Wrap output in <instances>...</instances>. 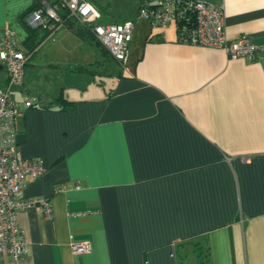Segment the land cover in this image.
Here are the masks:
<instances>
[{"label": "crops", "instance_id": "1", "mask_svg": "<svg viewBox=\"0 0 264 264\" xmlns=\"http://www.w3.org/2000/svg\"><path fill=\"white\" fill-rule=\"evenodd\" d=\"M201 1L222 5L226 37L247 36L260 54L229 59L179 42L174 23L151 27L132 0L118 18L99 8L106 21L134 22L124 62L103 45L87 56L94 43L66 26L54 32L70 75L59 57L35 58L46 39L29 57L12 92L16 141L45 172L22 194L48 198L53 213H17L27 252L3 264H264V0ZM34 5L0 0V36L8 30L24 52ZM88 71L103 78L68 92L73 73Z\"/></svg>", "mask_w": 264, "mask_h": 264}, {"label": "built area", "instance_id": "2", "mask_svg": "<svg viewBox=\"0 0 264 264\" xmlns=\"http://www.w3.org/2000/svg\"><path fill=\"white\" fill-rule=\"evenodd\" d=\"M137 17L146 19L153 28L164 29L174 23L179 42L222 48L229 59L257 57L261 52L247 36L232 40L226 37L222 5L201 0H141ZM67 21L88 26L117 61L126 60L134 22L105 21L101 10L90 0H35L24 19L30 28L50 31L64 27ZM27 58L19 50L15 36L6 30L0 36V61L8 71V83L0 88V264L5 255L17 261L27 252L23 230L16 221L18 212L35 207L47 218L53 213L48 198H25L22 194L29 180L38 179L45 172L42 158L21 156L16 141L15 118L20 110L12 92L23 84ZM33 101L27 97L24 105L30 107ZM73 249L87 251L88 245L74 244Z\"/></svg>", "mask_w": 264, "mask_h": 264}, {"label": "rangeland", "instance_id": "3", "mask_svg": "<svg viewBox=\"0 0 264 264\" xmlns=\"http://www.w3.org/2000/svg\"><path fill=\"white\" fill-rule=\"evenodd\" d=\"M92 1L94 3H96L97 4L96 6L100 9L102 8V6L108 5L109 7L107 6L106 8H109L110 16L115 17V18H118L119 16H124L125 14H129V13L135 11V5H134V3H132V0H92ZM58 31L54 32L52 37H50V35H49L48 37H50V38H48V37L46 38V40L43 42L41 50L36 54L35 58L36 59H42V58L52 59V58L59 57V58H61V59H59V62L56 61V63H58L60 65L58 68L61 69V71L63 72L64 75L65 74L70 75L71 74L70 68H72L73 65L69 63L70 61L64 59V58H68L66 53L64 51L60 50L59 48H57V46H56L57 42L55 43ZM71 37H74V36H71ZM52 43L53 44L55 43V44L51 45ZM85 45L86 46H84V47H86V49L88 51L87 56H91L90 51H96V53L98 55V50L96 49V44H85ZM63 60H66V61H63ZM90 60H92V59H90ZM93 74H95V75L91 76L89 71L83 72V73L74 72L72 79L74 80L75 84L72 85L71 87L67 88V91L68 92L69 91H71V92L80 91L86 85L88 87L90 85H94V78L96 80L103 78V75L100 72L93 73ZM87 83H91V84L89 85ZM85 95H90V93L85 94Z\"/></svg>", "mask_w": 264, "mask_h": 264}, {"label": "trees", "instance_id": "4", "mask_svg": "<svg viewBox=\"0 0 264 264\" xmlns=\"http://www.w3.org/2000/svg\"><path fill=\"white\" fill-rule=\"evenodd\" d=\"M70 22L67 21L66 23V27L69 29H76L78 31L79 36L83 39L86 40L90 43H94L97 46H99L101 49H103V47H101V44L99 43V41L94 37L92 31L90 30V28L86 25H77L75 28H73L71 25L69 24ZM68 25V26H67ZM27 26V25H26ZM30 36L27 39V41L25 42V47H26V51L25 53L28 55V59H30L33 54H35L37 47L41 44V42L43 40L46 39V37L50 34L53 33L56 30V27H54L52 29V31H50L49 29L46 28H42V27H36V28H30L28 27ZM178 40V38H177ZM30 57V58H29ZM27 62V61H26Z\"/></svg>", "mask_w": 264, "mask_h": 264}]
</instances>
